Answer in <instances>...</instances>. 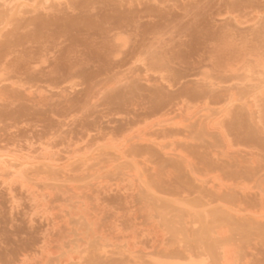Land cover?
<instances>
[{
  "label": "rangeland",
  "instance_id": "rangeland-1",
  "mask_svg": "<svg viewBox=\"0 0 264 264\" xmlns=\"http://www.w3.org/2000/svg\"><path fill=\"white\" fill-rule=\"evenodd\" d=\"M74 150L0 184V264H264V0H0V153Z\"/></svg>",
  "mask_w": 264,
  "mask_h": 264
},
{
  "label": "bare ground",
  "instance_id": "bare-ground-1",
  "mask_svg": "<svg viewBox=\"0 0 264 264\" xmlns=\"http://www.w3.org/2000/svg\"><path fill=\"white\" fill-rule=\"evenodd\" d=\"M67 1L68 0H59V3H65ZM119 145H121V143ZM124 146H118L119 147L118 149L121 151ZM121 152L119 153L120 155H122ZM95 154H96V152L94 150H92V151L91 150H86L83 153H80L79 151L74 150L71 153V155L68 156V159L66 160V162L59 163V160L54 159V158H52V157L49 156L48 151L43 152L42 155H38V156H34V157H29V158H27V157H21V156H18V155L13 154L11 152L0 153V179H1V183L0 184H2V186H3V184H5V185L8 184L6 186L10 187L11 185H13V184H10L11 182L14 183L15 182L14 180L17 181V179L19 177H20V181H21L22 178H24L26 175H28L27 172L30 170V168L31 167H34L35 165H38V166H42L43 165V166H45L43 168L52 167L50 169V171H51L53 168H59V169L60 168H65V166L67 167L68 165H71V164H73L74 162H76V161H78L80 159H88L89 157H94ZM40 164H42V165H40ZM13 174L16 175V176H18V178L17 179H14L13 176H12ZM5 176H6V178H5ZM9 176H11V177H9ZM27 177H29V176H27ZM11 179L13 181H11ZM21 182L24 183L23 181H21ZM15 185H17V184H15ZM6 186H5V188H6ZM12 191H13V188H12ZM202 232H203V230H202ZM203 238H201V239H203ZM55 253H57V252L54 251L50 255H53ZM80 254H81V252H79V253L76 252V253H73V254H71L69 256H66V257L64 256V258H61L63 256H59L60 259L57 256L58 255L57 254L56 257H58L57 259L60 260L62 263H64V262H67L66 264H68L69 262L70 263H77L81 259V255Z\"/></svg>",
  "mask_w": 264,
  "mask_h": 264
}]
</instances>
